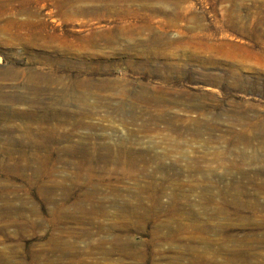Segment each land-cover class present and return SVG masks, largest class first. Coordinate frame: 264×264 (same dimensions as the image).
<instances>
[{
  "label": "rangeland",
  "instance_id": "rangeland-1",
  "mask_svg": "<svg viewBox=\"0 0 264 264\" xmlns=\"http://www.w3.org/2000/svg\"><path fill=\"white\" fill-rule=\"evenodd\" d=\"M0 264H264V0H0Z\"/></svg>",
  "mask_w": 264,
  "mask_h": 264
},
{
  "label": "bare ground",
  "instance_id": "bare-ground-1",
  "mask_svg": "<svg viewBox=\"0 0 264 264\" xmlns=\"http://www.w3.org/2000/svg\"><path fill=\"white\" fill-rule=\"evenodd\" d=\"M106 150H109V148H107ZM107 152H110V151H107ZM109 159V158H108ZM80 209H82V210H86L87 208H85V207H81L80 206Z\"/></svg>",
  "mask_w": 264,
  "mask_h": 264
}]
</instances>
